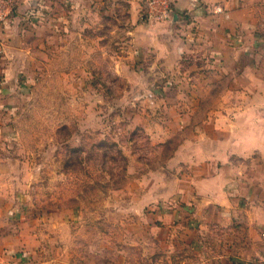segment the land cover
Wrapping results in <instances>:
<instances>
[{
    "label": "rangeland",
    "instance_id": "rangeland-1",
    "mask_svg": "<svg viewBox=\"0 0 264 264\" xmlns=\"http://www.w3.org/2000/svg\"><path fill=\"white\" fill-rule=\"evenodd\" d=\"M186 21L116 20L24 58L0 96V264H177L172 218L218 216L225 177L258 194L224 152L262 73L222 64Z\"/></svg>",
    "mask_w": 264,
    "mask_h": 264
},
{
    "label": "crops",
    "instance_id": "crops-1",
    "mask_svg": "<svg viewBox=\"0 0 264 264\" xmlns=\"http://www.w3.org/2000/svg\"><path fill=\"white\" fill-rule=\"evenodd\" d=\"M13 1L14 11L0 35V96L4 89L19 88L18 77L25 73L20 64L26 63L24 58L29 55L33 57L34 51L48 58L51 47L64 52L71 40L83 39L84 31H99L101 24H107L109 29L116 20L128 28L139 23L140 0ZM170 1L174 6L173 19L186 17L191 28L188 32L203 34L209 48L218 51L222 64H233L243 75L260 72L264 83V0ZM216 5L221 11L215 12ZM242 74L236 77L241 78ZM261 91L264 95V87ZM2 106L0 100V112ZM236 115L235 146L224 153L226 157L232 153L236 160L253 167L249 169L258 176L257 180L247 177L258 194L252 195L240 177L235 176L234 181L225 177L226 185H235L216 192L213 204L218 206V216L196 217L201 222L197 226L193 217L182 216L180 221L172 218L169 226L174 233L167 250L172 262L178 264L179 251L183 250L178 247L181 225L189 244L186 264H264V100L251 101ZM249 158L258 160L257 164L246 161ZM208 219L210 225L206 226Z\"/></svg>",
    "mask_w": 264,
    "mask_h": 264
},
{
    "label": "built area",
    "instance_id": "built-area-1",
    "mask_svg": "<svg viewBox=\"0 0 264 264\" xmlns=\"http://www.w3.org/2000/svg\"><path fill=\"white\" fill-rule=\"evenodd\" d=\"M15 8L13 0H0V35L2 34ZM215 11H221L215 6ZM139 19L144 22H166L174 15V6L170 0H140Z\"/></svg>",
    "mask_w": 264,
    "mask_h": 264
},
{
    "label": "water",
    "instance_id": "water-1",
    "mask_svg": "<svg viewBox=\"0 0 264 264\" xmlns=\"http://www.w3.org/2000/svg\"><path fill=\"white\" fill-rule=\"evenodd\" d=\"M173 17H174V15H173Z\"/></svg>",
    "mask_w": 264,
    "mask_h": 264
}]
</instances>
